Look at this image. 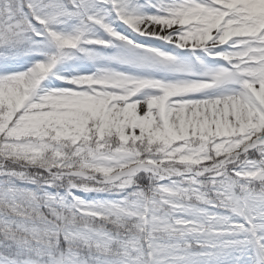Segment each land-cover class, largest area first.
<instances>
[{
	"label": "snow or ice",
	"instance_id": "obj_1",
	"mask_svg": "<svg viewBox=\"0 0 264 264\" xmlns=\"http://www.w3.org/2000/svg\"><path fill=\"white\" fill-rule=\"evenodd\" d=\"M0 264H264V0H0Z\"/></svg>",
	"mask_w": 264,
	"mask_h": 264
}]
</instances>
